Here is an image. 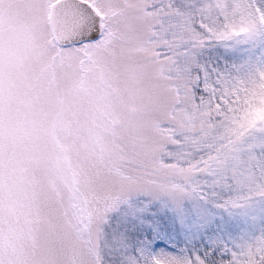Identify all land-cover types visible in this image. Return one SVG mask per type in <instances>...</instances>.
<instances>
[{"label": "snow or ice", "instance_id": "1", "mask_svg": "<svg viewBox=\"0 0 264 264\" xmlns=\"http://www.w3.org/2000/svg\"><path fill=\"white\" fill-rule=\"evenodd\" d=\"M0 264H264V0H0Z\"/></svg>", "mask_w": 264, "mask_h": 264}]
</instances>
